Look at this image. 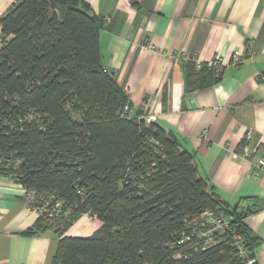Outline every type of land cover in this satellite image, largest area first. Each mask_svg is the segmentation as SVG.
Here are the masks:
<instances>
[{"label": "trees", "instance_id": "obj_1", "mask_svg": "<svg viewBox=\"0 0 264 264\" xmlns=\"http://www.w3.org/2000/svg\"><path fill=\"white\" fill-rule=\"evenodd\" d=\"M105 24L83 0H20L0 17V150L11 162L0 177L69 209L38 215L26 234L56 235L51 264H237L227 234L205 250L195 239L178 244L211 210L230 218L256 258L247 213L220 207L175 132L122 115L128 96L101 62ZM182 65L188 92L222 78L205 62ZM85 214L101 226L67 237Z\"/></svg>", "mask_w": 264, "mask_h": 264}, {"label": "crops", "instance_id": "obj_2", "mask_svg": "<svg viewBox=\"0 0 264 264\" xmlns=\"http://www.w3.org/2000/svg\"><path fill=\"white\" fill-rule=\"evenodd\" d=\"M19 1L0 0V17ZM83 1L105 18L101 62L126 92L131 115L175 132L220 207L247 213L264 264V168L255 169L264 157V0ZM234 52L242 56L237 66ZM183 58H220L221 80L188 92ZM24 195L22 185L0 177V264H51L57 237L26 234L38 214ZM100 226L82 215L66 236L86 238Z\"/></svg>", "mask_w": 264, "mask_h": 264}, {"label": "built area", "instance_id": "obj_3", "mask_svg": "<svg viewBox=\"0 0 264 264\" xmlns=\"http://www.w3.org/2000/svg\"><path fill=\"white\" fill-rule=\"evenodd\" d=\"M153 48L151 47V50ZM185 58H183L184 60ZM231 59L233 62L230 64L237 66L240 64L241 54L234 52ZM185 59L184 61H188ZM197 67H199L202 62L194 60ZM207 65L209 67L215 68L217 71H221L225 66V62L220 58H214L209 60ZM131 108L129 104H126L122 110V115L129 114ZM248 137V136H247ZM14 165H18L19 161L12 162ZM11 167V162L3 158L2 151L0 150V169L8 170ZM264 168V157L259 159L256 163L255 169L262 171ZM12 180V179H11ZM23 187V186H22ZM24 188V187H23ZM25 191V202L28 209L35 211L38 215H44L49 220H55L57 218L67 217L69 215V209H65L63 202L55 200L53 196H49L47 199L37 198L34 191ZM40 202L41 206L37 207L36 203ZM89 220L95 219L96 217L89 214H85ZM189 233L184 234L178 244H184L185 241H191L195 239L198 241V249L205 250L206 248L215 244L217 240L215 237L219 234H227L230 237L231 248L235 251L238 263L237 264H259L257 258L251 256L245 240L242 235H240L236 229L231 224L229 217L224 216L215 211H205L197 220H194L189 225Z\"/></svg>", "mask_w": 264, "mask_h": 264}, {"label": "rangeland", "instance_id": "obj_4", "mask_svg": "<svg viewBox=\"0 0 264 264\" xmlns=\"http://www.w3.org/2000/svg\"><path fill=\"white\" fill-rule=\"evenodd\" d=\"M0 45H1V42H0ZM232 57V56H231ZM241 61H242V56H241V60H240V62L239 63H241ZM230 62H233V60L230 58ZM234 63V62H233ZM239 65V64H238ZM131 108V107H130ZM98 220V219H97Z\"/></svg>", "mask_w": 264, "mask_h": 264}]
</instances>
